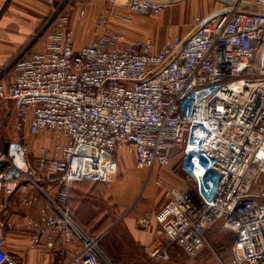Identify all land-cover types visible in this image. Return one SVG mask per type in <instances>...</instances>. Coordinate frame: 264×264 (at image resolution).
Segmentation results:
<instances>
[{
    "label": "built area",
    "instance_id": "1",
    "mask_svg": "<svg viewBox=\"0 0 264 264\" xmlns=\"http://www.w3.org/2000/svg\"><path fill=\"white\" fill-rule=\"evenodd\" d=\"M124 1L133 13L158 15L177 0ZM231 1L194 16L188 33L158 48L116 29L113 21L127 20L114 11L100 13L94 38L78 44L69 14L53 10L41 50L16 58L7 82L0 74L24 163L0 150V195H17L23 208L38 195L46 200L37 219L0 220V264H18L6 250L5 230L15 227L28 235V250L52 249L58 237L74 241L78 248L58 264H111L103 234L85 231L62 205L73 184L106 183L121 150L149 175L157 167L180 179L166 203L140 219L161 230L142 246L148 263L167 262L177 248L196 255L220 223L232 242L227 261L215 255L218 264H264V0Z\"/></svg>",
    "mask_w": 264,
    "mask_h": 264
},
{
    "label": "rangeland",
    "instance_id": "2",
    "mask_svg": "<svg viewBox=\"0 0 264 264\" xmlns=\"http://www.w3.org/2000/svg\"><path fill=\"white\" fill-rule=\"evenodd\" d=\"M243 1L253 2V0ZM124 2V0L116 2L121 7L59 8H61L60 10L65 9L64 11L69 14L72 25L74 22L76 23L75 29L78 32L79 41L81 43L85 41L86 44L87 39L91 41L96 35L94 22L97 16L103 12L114 11L125 17L126 22L118 23L122 24L119 25V28L124 30L127 35L141 36L144 31L157 27L155 30L158 35L165 36L168 31V38L188 33L193 28L191 20L194 16H206L226 6L222 0H182L175 4V7H167L160 15L149 17L131 12L127 7H124ZM52 8L56 10L58 7ZM81 9L85 10L83 17H79ZM48 19L50 17L43 22L38 30L43 38L52 28V19ZM13 61L6 65L10 64L9 67H5L3 73H0L4 74L3 78H9L8 72ZM14 121L12 102L0 99V150H8L12 143L22 145L21 137L14 131ZM9 157L17 166L23 167L20 151H10ZM8 176H13L12 170L8 172ZM157 179H160L159 185L154 183ZM178 181L180 179L169 176L165 171L159 172L157 167H154L149 175L147 170L135 165L132 156L126 150H121L113 154V165L106 183L82 181L72 185L68 208L78 226L87 232L105 235L99 244L111 264H128L127 249L134 252L133 254L138 257L136 261H141V264H218L215 255L221 260L227 261L225 259L230 256L229 246L232 242V235L224 231L220 227V223L207 231V245L194 256L177 248L172 250L167 262L148 263V258L141 246H129V237L124 229V219L135 215L136 223L140 226L142 217L154 214L166 203L167 190ZM120 183L124 185L127 192L123 199L118 200L114 195V188ZM0 218L2 219V217ZM5 235H7L6 230ZM8 236L12 243V237ZM33 255L37 256L35 252L25 255L22 258L23 263L26 264ZM134 264L137 263L134 262Z\"/></svg>",
    "mask_w": 264,
    "mask_h": 264
},
{
    "label": "crops",
    "instance_id": "3",
    "mask_svg": "<svg viewBox=\"0 0 264 264\" xmlns=\"http://www.w3.org/2000/svg\"><path fill=\"white\" fill-rule=\"evenodd\" d=\"M113 1L114 0H68L66 2L56 1L54 4H49L46 0H0V73H3L5 67H9L10 64L8 66L6 65L10 61L15 60L23 54L35 52L42 48L43 43L46 41L45 37L51 30L46 33L44 38L42 34H39L38 30L47 18L50 17L48 20H51L54 10L52 7H121L118 3L115 1L114 3ZM181 1L182 0H177L168 7H175V4ZM165 9L162 12H164ZM162 12H160L158 15H160ZM158 15L147 16L150 17ZM73 18H75L74 15ZM70 24L74 30V33L78 37V32L75 29L76 23L74 22L75 26L72 25L71 17ZM112 24L116 29L118 28L120 31L126 33L124 30L119 28V25L122 24L118 23V21H113ZM156 28L157 27L144 31V34L141 36H134L132 34H128L127 36L130 39L151 38L154 47L158 48L167 40L168 31L166 32L167 34L165 33V36H160L156 32ZM89 41L90 40L87 39L86 44H88ZM84 42L82 41L81 43L78 37V44L85 45ZM3 81L7 82L8 79L3 78ZM38 144L39 143H35L32 145L33 153H36ZM9 154L10 147L8 149V155ZM32 157L33 156H31V158ZM29 194L38 195V193H36L32 187L29 188ZM3 203H5L6 207L5 209H2L0 206V217H2L0 220H10L14 223L21 224L27 219H37L38 210L45 205L46 200L42 195H38V200L34 205L23 208L19 206L17 195L6 198L0 195V205ZM68 204L69 200L65 205L62 206H68ZM72 218L75 221L73 216ZM124 220V229L126 235L129 237V246L135 245L141 246L142 248L143 245H148L154 240L162 238L160 227L155 222H153L148 227H141L137 225L135 215L126 217ZM6 231V250L18 255V264H24L22 258L32 252H35L37 256L33 255L26 264H58L64 258L70 257L78 248L74 241H65L64 238L58 237L53 243L52 249H47L43 246L35 250H28L27 246L29 243V237L23 230H19L17 227H15L14 229H6ZM8 235L12 237V243ZM104 237L105 235H103L102 238ZM126 252L129 254L128 264H134V262L137 264L142 263L141 261H136L138 257L133 254V251L127 249ZM228 259L229 258L227 257L225 260Z\"/></svg>",
    "mask_w": 264,
    "mask_h": 264
},
{
    "label": "bare ground",
    "instance_id": "4",
    "mask_svg": "<svg viewBox=\"0 0 264 264\" xmlns=\"http://www.w3.org/2000/svg\"><path fill=\"white\" fill-rule=\"evenodd\" d=\"M78 150L82 153H86V154H95V150L93 148L90 147H86V146H79ZM105 161V157L101 159V164L103 165ZM196 165L200 166L199 163H196ZM102 168L104 169V167L102 166ZM126 190L124 185H122L121 183L119 185H117L114 188V195L118 200H121L124 198V196L126 195Z\"/></svg>",
    "mask_w": 264,
    "mask_h": 264
},
{
    "label": "water",
    "instance_id": "5",
    "mask_svg": "<svg viewBox=\"0 0 264 264\" xmlns=\"http://www.w3.org/2000/svg\"><path fill=\"white\" fill-rule=\"evenodd\" d=\"M225 4L231 5L232 1L231 0H223ZM10 151H21V147L18 144H11L10 145Z\"/></svg>",
    "mask_w": 264,
    "mask_h": 264
},
{
    "label": "trees",
    "instance_id": "6",
    "mask_svg": "<svg viewBox=\"0 0 264 264\" xmlns=\"http://www.w3.org/2000/svg\"><path fill=\"white\" fill-rule=\"evenodd\" d=\"M4 152L8 154V150H5Z\"/></svg>",
    "mask_w": 264,
    "mask_h": 264
}]
</instances>
